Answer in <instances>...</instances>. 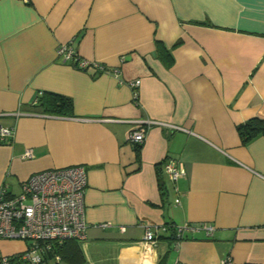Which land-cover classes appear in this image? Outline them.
Segmentation results:
<instances>
[{
    "label": "crops",
    "instance_id": "obj_1",
    "mask_svg": "<svg viewBox=\"0 0 264 264\" xmlns=\"http://www.w3.org/2000/svg\"><path fill=\"white\" fill-rule=\"evenodd\" d=\"M69 40L104 69L63 60ZM45 92L70 98L72 114L44 112ZM254 116L264 117V0H0V125L13 129L0 191L83 165L80 264H264V135L243 144L236 129ZM145 120L155 123L136 156L128 133ZM169 158L184 164L176 182ZM26 246L0 238V256Z\"/></svg>",
    "mask_w": 264,
    "mask_h": 264
},
{
    "label": "built area",
    "instance_id": "obj_2",
    "mask_svg": "<svg viewBox=\"0 0 264 264\" xmlns=\"http://www.w3.org/2000/svg\"><path fill=\"white\" fill-rule=\"evenodd\" d=\"M72 43V40H69L58 45L56 53L63 60L69 61L77 68L93 66L99 70L104 69L99 64H92L80 58ZM128 83L136 88L140 79ZM134 96L136 99V91ZM139 122L141 124L128 133L127 140L134 145H142L149 125L155 123L151 120ZM12 135V128L0 125V143L6 142ZM31 154V149H27L23 156L29 157ZM164 171L172 182H176L185 174L183 162L172 158L165 160ZM86 186L85 167L74 165L32 173L21 182L18 193L8 194L0 191V238L27 242L22 252L1 255L0 264H17L22 261L27 264H47V252L54 243L61 244L69 239L84 240L87 234L84 214ZM178 202L179 199H176V203ZM105 225L107 224H100ZM195 226L202 229L206 235H211L214 229L207 223H198ZM187 227L192 225L176 226V236L182 237L183 230ZM144 243L147 246H155L157 243L156 233L149 228L144 231ZM53 257L60 258L57 254ZM226 263L227 261H223L220 264Z\"/></svg>",
    "mask_w": 264,
    "mask_h": 264
},
{
    "label": "trees",
    "instance_id": "obj_3",
    "mask_svg": "<svg viewBox=\"0 0 264 264\" xmlns=\"http://www.w3.org/2000/svg\"><path fill=\"white\" fill-rule=\"evenodd\" d=\"M156 49L158 55L161 56V49H164V46L160 41L156 40ZM166 49V48H165ZM166 56L169 59L168 62L164 61L166 64L171 62L172 56L169 53V50L166 51ZM38 106H40L44 112L47 113H56V114H65L70 115L72 114V101L70 98L45 92L38 98ZM241 142L243 144H247L253 138L258 135H264V117L254 116L242 123H239L236 127ZM141 145L135 144L134 149L136 151V156L139 153ZM173 229V233L170 236V239L178 238L175 233V227L171 226ZM181 238V237H180ZM179 238V239H180ZM75 239H69L65 242L58 244L54 243L52 245L51 250L47 252V257H52L57 254L60 259L66 261L69 264H80L81 262V252L79 250L78 244ZM27 264L26 262H19L17 264ZM161 264V263H158Z\"/></svg>",
    "mask_w": 264,
    "mask_h": 264
}]
</instances>
